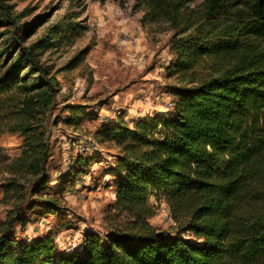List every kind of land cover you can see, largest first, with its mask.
<instances>
[{"label":"trees","instance_id":"obj_1","mask_svg":"<svg viewBox=\"0 0 264 264\" xmlns=\"http://www.w3.org/2000/svg\"><path fill=\"white\" fill-rule=\"evenodd\" d=\"M144 3L142 24L165 22L173 30L165 76L174 105L151 120L130 125L118 115L95 128L94 140L114 149L107 169L114 176L112 209L126 222L103 235L85 232L81 250L66 256L57 254L53 230L18 240L15 223L27 224L18 214L26 194L29 210L39 199L49 203L47 212L57 210L55 198L44 195L48 121L60 84L39 53L55 41L71 45L85 26L66 14L30 44L17 31L4 32L15 49L6 55L0 46V125L22 141L12 158L0 150V171L9 174L4 196L23 201L0 222V264H264V0ZM65 107L63 121L81 117ZM91 157L72 158L57 180L62 192ZM27 175L35 182L24 192L19 179ZM152 195L167 203L174 227L150 224Z\"/></svg>","mask_w":264,"mask_h":264},{"label":"rangeland","instance_id":"obj_2","mask_svg":"<svg viewBox=\"0 0 264 264\" xmlns=\"http://www.w3.org/2000/svg\"><path fill=\"white\" fill-rule=\"evenodd\" d=\"M144 10V0H127L123 4L116 0H0V46L6 55L15 49L11 35L4 34L6 30L17 31L22 40L30 44L48 36L49 27L66 14H75L73 22L85 26L81 36L71 45L55 41L53 46L39 53L40 60L60 84L57 107L48 121L51 154L46 169L50 181L49 189H45L48 194L44 195V198H55L57 210L47 212L49 203L44 204L40 199L29 210L25 202L31 199L28 194L24 201L5 197L2 186L9 174L0 171V222L5 220L8 210L23 201L18 214L21 219H27V224L22 227L15 223L18 240L53 230L57 254L66 256L81 250L85 232L103 235L105 230L126 222L123 214L112 209L116 198L114 176L107 173V169L113 166L116 158L114 149H108L107 144L98 143L99 150L84 151L93 156L92 160L71 188L62 192L57 180L72 158L81 152L79 143L89 148L87 140H94L95 128L106 118L110 122L118 115L127 116L129 108L133 112L136 105L131 103L141 99L143 88H152L151 94H156L163 108H145V115L138 119L146 116L151 120L166 114V104L174 101L166 84L170 79L165 76V65L172 58L169 38L173 30L165 22L142 24L140 18ZM65 104L74 106L73 111L79 112L81 117L75 114L70 122L63 121L69 110ZM140 106L145 107L136 108ZM138 119L127 118L130 125ZM21 141L18 133L9 132L0 125L3 154L9 158L17 155ZM19 182L25 184L24 192H28L35 179L27 175ZM149 202L154 212L149 218L151 225L164 230L175 226L163 199L152 195ZM184 236L188 237L186 233Z\"/></svg>","mask_w":264,"mask_h":264},{"label":"crops","instance_id":"obj_3","mask_svg":"<svg viewBox=\"0 0 264 264\" xmlns=\"http://www.w3.org/2000/svg\"><path fill=\"white\" fill-rule=\"evenodd\" d=\"M150 90H152V88H150V87H145V88H143V91L144 92H142V94H141V99H139V100H135V102L133 103H131V105L133 104V105H136V107L137 106H139V105H143V106H145V107H141L140 106V108L139 109H137L136 107H135V110H133V112H131L132 111V109L131 108H129V111H128V115L127 116H125L124 118H125V120H127V118L128 117H130V118H136V119H138V117H140L141 115H145L144 114V109L145 108H147V109H150V108H152V109H157V110H162V105H160V100L157 98H155L156 97V94H154V95H152L151 94V91ZM154 90V89H153ZM155 93V92H154ZM140 94V93H139ZM117 96L119 95V94H116ZM120 95H124L123 93H120ZM115 101V100H114ZM120 107V106H119ZM142 110H143V112H142ZM109 115H111V114H109ZM112 116V115H111ZM128 121V120H127Z\"/></svg>","mask_w":264,"mask_h":264},{"label":"built area","instance_id":"obj_4","mask_svg":"<svg viewBox=\"0 0 264 264\" xmlns=\"http://www.w3.org/2000/svg\"><path fill=\"white\" fill-rule=\"evenodd\" d=\"M173 101H169L167 104H166V109L167 110H169V109H171L172 107H173ZM106 120H108V118H106L105 119V121ZM87 141H89L90 143H89V148L88 147H83V145H81L80 143H79V145H78V149L82 152H84V151H87V149H92V150H99V148H98V143L95 141V140H93V139H91V138H89ZM115 196H116V194H114Z\"/></svg>","mask_w":264,"mask_h":264}]
</instances>
